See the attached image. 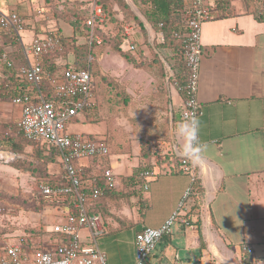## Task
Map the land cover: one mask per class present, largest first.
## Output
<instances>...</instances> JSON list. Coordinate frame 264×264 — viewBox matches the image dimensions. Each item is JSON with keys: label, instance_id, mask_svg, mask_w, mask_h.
<instances>
[{"label": "crops", "instance_id": "crops-1", "mask_svg": "<svg viewBox=\"0 0 264 264\" xmlns=\"http://www.w3.org/2000/svg\"><path fill=\"white\" fill-rule=\"evenodd\" d=\"M125 1L144 26L140 28L132 21L127 27L130 40L139 48L131 52L132 59L126 60L120 55L123 62L126 61L120 62L125 68L117 70L120 75V70L131 67L129 78L120 82L131 96L129 114L137 125L141 120L146 123L145 118L135 116L134 109L135 106L140 108L136 105L139 96L134 89L138 87V75L143 73L147 74L150 85L152 80L158 85L154 89L156 96L152 100L144 99L145 103L163 105L162 115L167 118L164 124L151 123L144 137L135 133L137 125H132V138L122 145L117 142L123 136L117 135L120 129L117 124L113 129L87 126L102 114L95 91L97 107L90 111L92 114H87L91 122L79 117L69 125L72 134L111 141L108 157L75 163L84 169V178L91 182L102 168L112 169L116 175L115 187L100 199L101 212H98L106 227L99 244L107 255L108 264H134L136 235L145 227L160 228L177 211L181 217L174 224L172 234L157 244L148 264H264V20L248 13L243 0H231L235 10L231 15L218 18L212 14L203 25L198 120L200 140L208 150L206 163L197 167L193 182L192 176L181 170L180 154L174 150L171 134L174 125L182 120L184 108L185 95L174 85L179 83L174 79L181 73L177 62L180 57L175 49L161 46L164 38L141 12V1ZM10 2L8 0V4ZM182 2L185 10L188 4ZM208 2L213 5V0ZM11 8L12 5L9 11ZM116 8L120 11L119 6ZM123 17L122 12L117 15L118 19ZM4 77L5 73L1 74L0 83L4 82ZM17 107L12 101L0 99V118L17 123L22 115V108ZM109 137L115 138V142L108 140ZM7 152L16 154L9 149ZM60 169L51 174L49 181L61 177L63 169ZM146 171L154 174L141 179L140 175ZM56 174L58 176H54ZM138 184L142 197L131 195ZM145 185H149L148 190ZM191 188L188 208L179 210ZM124 193L131 199H121L119 194ZM55 212L63 217L58 223L66 222L69 214L66 210L48 207L41 221L35 224H47L46 216ZM52 224L47 231L51 232L57 223ZM34 243L41 242L34 240Z\"/></svg>", "mask_w": 264, "mask_h": 264}, {"label": "built area", "instance_id": "built-area-1", "mask_svg": "<svg viewBox=\"0 0 264 264\" xmlns=\"http://www.w3.org/2000/svg\"><path fill=\"white\" fill-rule=\"evenodd\" d=\"M188 5L186 15L189 17V31L176 34L183 44V56L188 69V79L185 85L175 83V88L184 93V108L182 120L195 115L198 119L201 104L198 92L201 78V65L204 50L201 43L202 29L205 22L212 17V5L208 0H184ZM103 22L105 16L102 7L92 3L91 18L86 26L91 29L89 41L100 45L102 39L95 35L96 21ZM24 21L13 10L4 12L0 9V29L17 36L21 50L25 55L27 65L16 69L14 74L20 83L27 86L23 95L13 99V104L22 108V115L17 121L19 133L28 141L46 144L53 148L58 155V162L63 169L60 182L41 186L42 194L46 197L72 196L77 214H68L66 222L57 223L51 232L68 238L67 243L51 241L50 243L35 244L31 249L21 242L6 243L0 249V264H108L106 253L100 248L99 240L106 233L103 216L90 214L88 204L98 201L106 195V189L99 187L84 178V169L75 165L86 158L93 160L110 154V147L106 140L88 137L83 134H72L69 125L81 114L88 113L97 107L95 96V78L90 69H68L58 73H51L45 68V58L54 52L63 51L60 41L50 33L35 35L31 42L26 43L22 32L25 30ZM129 36V33L126 32ZM122 46L126 51L136 52L137 44L130 38L125 39ZM3 59L8 68L14 69L8 55ZM60 66L63 62H55ZM180 157V167L183 173L195 180L194 167L189 161ZM21 156L7 152L0 145V160L13 161ZM154 173L143 172L140 178H146ZM116 175L112 169H106L103 174L106 186L115 187ZM149 189V185H145ZM189 189L180 204L179 210L187 209L192 195ZM6 212L0 204V215ZM181 217L177 211L160 228L145 227L136 235V260L134 264H148V260L155 251L157 244L172 234L174 224ZM185 223L187 221L185 220ZM86 231V237L91 238V244L81 242V233Z\"/></svg>", "mask_w": 264, "mask_h": 264}, {"label": "rangeland", "instance_id": "rangeland-1", "mask_svg": "<svg viewBox=\"0 0 264 264\" xmlns=\"http://www.w3.org/2000/svg\"><path fill=\"white\" fill-rule=\"evenodd\" d=\"M11 1L12 2L8 4V0H0V8L8 9L7 11H3L9 12V8L12 5L11 9L14 12H18L19 15L23 17L21 18L24 21L25 30L22 32V36L26 43L31 42L32 37L35 35H40L41 33L50 34V32L59 29L64 33L65 36L76 39L75 42H72L70 44V47L67 50V52L69 53V55L67 53V55L69 56L67 58V61L68 59L72 60L75 56L73 54L72 48H83L86 44L90 47V45L88 44L90 35H87V31L82 30L86 33L84 35L76 34L73 30V27L70 26L71 22L64 18L65 14L71 11L68 10L67 7H65V2H71L74 0H53V3H51L52 0ZM94 3L98 5L96 2H93V4ZM53 4L58 5L56 8H54L55 5ZM61 5H63L62 8L59 7ZM74 10H79L78 12H80V9ZM85 16L86 15H77L75 19L81 18V22H84L85 24V22L88 21L87 17ZM103 28L105 31H109L115 30L117 26H114V23L110 22L107 27ZM1 32L2 31L0 30V44H2V42L5 43L3 39L4 33L2 34ZM32 32H34V35L32 34ZM19 48L20 43L18 41H15V44L10 43L8 46L7 43H5V49L10 52H16L17 50H19ZM104 52L103 54H100L96 49L94 58L95 62H93V64L91 65L93 73H97L98 69L100 73L102 72L101 70H103L104 73L101 74L102 77H97L96 75H94L96 80L94 89L96 91L97 98H100L98 99V102L100 103L102 114L100 113L101 115H98V117L95 118L94 121L96 122L87 123V126L93 129H98L102 126L107 127L108 129H113L112 127H114V124H117L120 127V131L117 130V135H123L117 140V142L122 144L132 138V125L136 126L138 123L137 121H134L129 114V104H131V96H129V94L127 93L126 88L122 86V84H120V82L125 81L127 80V78H129L128 72L131 71V67L126 70H120L119 75L117 73V70L120 68H125L122 64H120V62L124 64L126 61L123 62L124 59H122L120 57V54L116 51L107 49V51L105 53ZM92 55L94 56V54ZM100 57H102L101 62L103 63L104 61V64L101 63L100 65ZM144 62L148 63V61L146 60ZM97 63H99L98 69L96 68ZM142 65L143 64H141V66ZM100 67L102 68L100 69ZM148 79L149 78H147V74L143 75V73H140L138 75V80L136 81L138 87L134 89L139 96L137 98L139 102L138 104L136 103V105H139L140 107H134V109H136L135 111H137V113H135V116H139V118L142 119L145 118L146 120V123L143 120L140 121V123L136 126L137 128L135 133H141L140 135L143 137L147 135L151 123H153L154 125L161 123L164 124V120L165 118H167L165 115H162V110H165V107H163V105L162 107L158 106L157 102L150 105L145 103L144 99L148 101L152 100V97L156 96V92L154 91V89L156 90V87L158 86L157 84H154V80H152V83L150 85V83H148ZM9 107L13 108L11 105ZM19 107L20 106H18L17 109ZM87 114L88 113L81 114L79 117L87 119ZM132 121L134 124L132 123ZM89 122H91V119ZM74 123H76V121ZM141 123L142 125L140 126ZM15 127L16 121H13V119L4 120L0 118V138H12L13 136H15ZM113 132L115 131L113 130ZM17 134L19 135V131H17ZM110 138L111 137H109L108 140ZM111 139L113 142H115V138ZM23 143L27 144L26 141H24ZM23 143L21 144L23 150H20V160H18V158L15 162H6L4 160H0V204H3V206L6 208V212L3 215H0V249H2V247L6 243H16L18 241V238L24 235V230L28 233V229H31L33 227L40 230V234L36 238H33L35 242H41V245H44V243H50V234H43L42 231L44 229H47V227L53 225L52 223H58L63 219L61 215L55 212L50 217L49 215L46 216L47 224H35L36 221H41L42 214L46 210L45 207H42L43 203H40L39 201L40 199L37 193L38 183H40V181L45 178L46 174L50 173L51 175L53 173L59 172V170H61V164L58 162L57 158L55 162H52L49 157H46L48 155L40 156V146L33 144L25 145ZM107 144L109 147H112L111 141H108ZM158 144H160V142ZM125 146H127V144H125ZM42 150L43 152L48 154L47 148L44 147ZM81 161L85 162L86 158L81 159ZM54 176H58V174ZM137 186L138 187H136L135 189H132L133 193L131 195L137 194L139 197H142V188L139 184ZM119 196L123 197L121 198L123 200L125 198L131 199V197L125 193L119 194ZM81 242L91 244L92 240L91 238L86 237L81 233Z\"/></svg>", "mask_w": 264, "mask_h": 264}, {"label": "trees", "instance_id": "trees-1", "mask_svg": "<svg viewBox=\"0 0 264 264\" xmlns=\"http://www.w3.org/2000/svg\"><path fill=\"white\" fill-rule=\"evenodd\" d=\"M141 6L140 10L146 17L149 24L152 26L153 29L157 32V34H162L164 38V42L161 46L163 47H171L175 49L178 53L177 62L180 66V76L176 77L174 79L175 81H178L181 85H185L188 79V69L186 66V63L184 61L183 56V44L180 39L176 38V34H183L185 32L189 31V17L185 15V10L183 7L182 0H140ZM231 0H213L212 5V14L214 16L221 18V17H227L231 15L235 10L232 8ZM53 3V0L52 2ZM59 3V2H58ZM66 6L68 10H71L67 12L64 16L65 19L71 22V27H73V30L76 34L84 35L88 33L87 35L91 34V29L86 26V22H81V18H77V15H86L87 20L91 18V6L92 2L91 0H76L68 2L66 1ZM96 3L100 5L103 9V13L105 16V20L103 22H100L99 20L96 21V25L94 28V33L96 36L100 37L102 39V43L100 45L96 44L95 42L88 41V44L90 47L86 44L83 48L81 47H75L72 48L73 54L75 55L72 60L67 61V58L69 57V53L67 50L70 47V44L72 42H75L76 39H73L71 37L65 36L64 33L61 30H54L53 32H50L54 38L58 39L60 41V45L63 48V51H56L53 54L46 56L45 58V68L47 71L55 74L60 73L62 71L73 69V70H86L90 67L92 71V64L95 62V51L96 49L99 51L100 54H102V51L104 52L107 49L113 50L118 52L121 56H123L126 60L132 59V53L130 51H126L123 49V43L125 39L130 38V35L128 36L126 34L127 27L132 25V21L136 22V24L144 29L143 23L140 21L138 16L131 10L130 6L125 0H96ZM244 6L248 13L258 15L259 18L264 20V0H243ZM55 5L54 8L57 7L58 4ZM117 6H119L120 11L117 10ZM63 7V5L59 6ZM53 8V6H52ZM74 9H80L74 10ZM122 12L124 14L123 19H118L117 15ZM18 13V12H17ZM19 14V13H18ZM257 16V17H258ZM20 17H22L20 15ZM23 18V17H22ZM114 23V26L116 25L117 28L115 30H109L105 31L103 27H107L109 23ZM75 27V28H74ZM3 34L4 42L7 43V46L10 43L17 42V36H15L12 33H8L2 29H0ZM87 31L86 33L83 31ZM112 32V33H111ZM146 34V32H145ZM5 43L2 42L0 44V76L5 73L6 77H4V82L0 83V99L5 101H13L14 98L23 95V92L27 90L26 84H22L17 81L16 76L14 74L16 69H20L27 65V61L25 58V55L23 54L21 50V46L19 50L16 52H10L7 49H5ZM82 49V50H81ZM70 51V50H69ZM78 52V53H77ZM68 53V55H67ZM94 54V56L92 54ZM8 55V60L12 62L14 69L8 68L5 65L3 55ZM91 54V55H90ZM66 58V59H65ZM57 60H61L63 63L58 66L55 62ZM88 64V66H87ZM96 68L98 69V63L96 64ZM93 73V72H92ZM93 75H96L97 77H102L101 73L98 69L97 73H93ZM95 78V77H94ZM96 81V80H95ZM95 84V83H94ZM93 111V110H92ZM17 129V130H16ZM15 136H11L12 138L3 137L0 138V145L3 147V149L7 150L9 149L11 152L20 154V150H23L22 143L26 141L27 144H33L38 145L41 147V151H39V155L49 157L51 161L55 162L57 158V152L49 147L46 144L41 143H35L28 141L22 134H17L18 127L16 123V127L14 129ZM25 144V143H23ZM25 144V145H27ZM47 148L48 154L43 152V148ZM105 158V157H103ZM103 158H95L93 160L103 159ZM20 160V159H19ZM15 162V161H14ZM106 168H102L96 173L95 177L97 178V181L94 183L95 185L99 187H103L106 189V194L111 193V189H109L106 186L105 179L103 178V174ZM50 173L46 174L45 178L38 183V189L37 193L39 196L40 203H43L42 207L48 208H58V209H64L69 214H77L78 210L74 207V200L72 196H60V197H46L42 194L41 186L44 184H56V181H49ZM57 182H60V179L58 178ZM138 183V182H137ZM197 191V181L194 183ZM196 202H199L198 199H196ZM99 202L94 201L90 202L88 204L89 209L88 212L90 214H98V212H101L99 209ZM28 233L24 230V235L18 238V241L21 242L26 248L31 249L34 246V237L36 238L40 233V230L36 228L28 229ZM43 234H50V240L51 241H58L60 243H67L68 238L62 235H55L52 232H48L46 229L42 231ZM3 246V244H2Z\"/></svg>", "mask_w": 264, "mask_h": 264}, {"label": "clouds", "instance_id": "clouds-1", "mask_svg": "<svg viewBox=\"0 0 264 264\" xmlns=\"http://www.w3.org/2000/svg\"><path fill=\"white\" fill-rule=\"evenodd\" d=\"M200 121L193 114L174 125L171 130L175 141L174 150L194 167L204 166L206 163L207 145L200 140Z\"/></svg>", "mask_w": 264, "mask_h": 264}]
</instances>
